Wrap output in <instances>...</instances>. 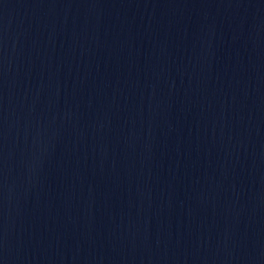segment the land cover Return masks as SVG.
<instances>
[{
  "label": "water",
  "instance_id": "95a60500",
  "mask_svg": "<svg viewBox=\"0 0 264 264\" xmlns=\"http://www.w3.org/2000/svg\"><path fill=\"white\" fill-rule=\"evenodd\" d=\"M0 264H264V0H0Z\"/></svg>",
  "mask_w": 264,
  "mask_h": 264
}]
</instances>
